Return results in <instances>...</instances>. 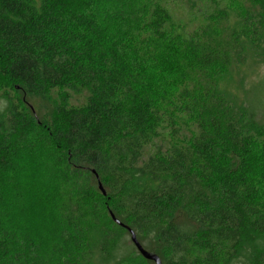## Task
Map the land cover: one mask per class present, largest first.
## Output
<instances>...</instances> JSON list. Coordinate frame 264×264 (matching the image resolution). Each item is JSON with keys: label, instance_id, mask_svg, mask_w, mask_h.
I'll return each mask as SVG.
<instances>
[{"label": "trees", "instance_id": "obj_1", "mask_svg": "<svg viewBox=\"0 0 264 264\" xmlns=\"http://www.w3.org/2000/svg\"><path fill=\"white\" fill-rule=\"evenodd\" d=\"M164 1L0 0V264H155L111 214L162 264H264V0L191 33Z\"/></svg>", "mask_w": 264, "mask_h": 264}, {"label": "rangeland", "instance_id": "obj_2", "mask_svg": "<svg viewBox=\"0 0 264 264\" xmlns=\"http://www.w3.org/2000/svg\"><path fill=\"white\" fill-rule=\"evenodd\" d=\"M248 1L166 0L163 4L171 17V29L175 30L177 28V30L191 33L206 27L208 24L211 25L213 22L210 19L221 16L225 11L231 15V21H234L237 14L244 12V9L248 6ZM153 48L155 49L151 44L149 51H152ZM228 80V78H225L222 84H228ZM231 86L233 87V85ZM233 89H235V85ZM2 108L3 102L0 100V110ZM21 160L25 177L31 182L28 222L35 229L36 234L46 237L49 235L57 218L59 209L55 206V203H58L59 199L62 200V183L58 181L52 170H45L42 167V157L39 154H27ZM40 192L45 194L42 195ZM134 264L147 263L137 258Z\"/></svg>", "mask_w": 264, "mask_h": 264}, {"label": "water", "instance_id": "obj_3", "mask_svg": "<svg viewBox=\"0 0 264 264\" xmlns=\"http://www.w3.org/2000/svg\"><path fill=\"white\" fill-rule=\"evenodd\" d=\"M99 189L102 192L101 194H103L104 196H106V191L104 190L103 186L101 183H99ZM112 219L120 226L124 227L129 234L131 235V240L132 243L134 244L135 248L138 250V252L141 254V256L146 259L147 261H151L154 262L155 264H162V261H160L161 259L153 254V253H149L147 252L144 247H142V245L139 243L136 234L128 227L123 226L119 221H117V219L115 218V216L113 214H111Z\"/></svg>", "mask_w": 264, "mask_h": 264}]
</instances>
